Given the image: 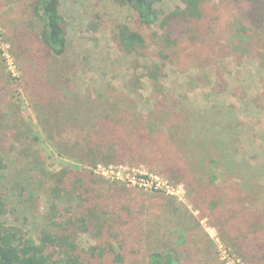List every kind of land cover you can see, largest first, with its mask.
I'll return each mask as SVG.
<instances>
[{"label": "rangeland", "instance_id": "obj_1", "mask_svg": "<svg viewBox=\"0 0 264 264\" xmlns=\"http://www.w3.org/2000/svg\"><path fill=\"white\" fill-rule=\"evenodd\" d=\"M30 2L0 0V201L4 202L1 210L5 213L0 219L7 227L21 231L22 236L30 234L36 217L44 212L45 202L52 198L51 195L44 197L43 192L31 196L28 183L40 178V169L46 173L63 172L66 166L81 163V156L89 165L94 162V165H109L100 159L106 148L99 145L91 149L82 139L77 121L98 118L103 112L119 114L116 104L119 111H124L127 116L135 109V116L140 117L150 111L155 100H159L153 93L154 87L145 79L140 80L141 86L137 90L128 84L132 72L130 61L133 59L118 53L107 36L110 23L117 20L135 28L151 45L152 34L157 31L155 28L136 27L134 15L127 7L108 0H60L66 48L62 56L55 57L45 54L40 38L42 23L35 16ZM176 6H181L178 0H166L158 5V10L167 12ZM218 8L229 18L237 14L235 8L225 4H218ZM214 37L205 39L204 44L199 39L183 37L176 48L180 52L179 59L166 65V77L160 82L167 96L166 102L170 104L176 100L191 114L190 124L172 129V143L169 144L166 136L162 139L174 151L186 150L185 140L182 139L183 134L188 133L185 127H195L194 132L204 134V120L209 119L216 126L210 130L217 132L213 137L221 131L223 135L233 136L234 141L238 140L235 146L226 147V152L233 154L236 162L229 156L226 164L211 165V174L199 170L196 165L192 173L201 176L199 183L228 190L224 198L218 197V203L222 204L223 200L229 202L233 207L231 218L237 216L243 220L234 230H240L241 235L253 239L264 232V103L261 106V96L254 98L261 92L259 70L248 59L237 64L227 60V54L224 57L223 53L226 39ZM210 40L213 42L208 43ZM215 56L218 60L206 67L208 59L213 60ZM34 60L43 61L44 69L36 70L33 72L35 77L29 79L21 71ZM137 73L142 71L139 69ZM43 83L48 91L55 90L54 98L58 95L61 99L49 101V95L47 99L40 97L41 90L44 91ZM215 110L217 114L213 113ZM217 122L224 125H217ZM205 125L208 131L210 124ZM41 127L51 133L62 128L48 134L52 135L49 142L44 138ZM65 129H70L71 133L62 138L59 135ZM74 129L79 130L73 132ZM213 147L218 149V146ZM89 150H93L99 158L82 153ZM214 152L217 153L215 149ZM198 154L194 151L186 159L193 163L201 159ZM130 168L164 177L174 183L160 172L163 167L140 164ZM66 174L69 175L68 172ZM96 179L110 190L118 187L126 199L139 195L147 199L145 203L156 205V211H152L153 214L142 223L143 244L139 247V264H145L144 255L147 252L169 247L175 251L181 264H246V256L250 259V255L241 253L243 257L239 256L234 237L231 238L225 231H218L207 219L201 218L197 210L192 209V192L182 183L174 185L177 193L170 196L97 175ZM71 181L72 178L67 177L61 187L72 186ZM59 194L68 195L65 191ZM57 201L60 206L70 205L67 196ZM170 201L172 207L181 206L182 213H186L183 207L191 213V235L188 238L182 236L181 227L175 223L177 216L166 214L169 213L167 203ZM197 201L202 206L205 203L202 198ZM180 223L184 224L183 221ZM140 231L137 234L142 236ZM76 242L82 247L96 243L80 233Z\"/></svg>", "mask_w": 264, "mask_h": 264}, {"label": "trees", "instance_id": "obj_2", "mask_svg": "<svg viewBox=\"0 0 264 264\" xmlns=\"http://www.w3.org/2000/svg\"><path fill=\"white\" fill-rule=\"evenodd\" d=\"M108 1L127 7L134 15L136 27H152L157 30L153 32V42L149 45L135 28L114 20L110 23L107 36L118 53L131 56L133 59L130 61L132 72L127 80L128 84H132L137 90L141 86L140 80L145 79L151 87H154L153 93L159 100H155L150 111L140 117L135 116L137 113L135 109L129 111L131 114L127 116L124 111H119L116 104L119 114L114 111L103 112L99 113L98 118L89 117L81 119L82 122L77 121L80 133L83 134L82 139L91 149L99 145L106 148L103 156H100V159L106 162L104 164L163 167L160 172L173 180L174 183L171 182L173 185L182 183L192 192L193 199L191 198L190 202L192 209L197 210L199 216L207 219L212 227L217 228L218 231H225L231 238L234 237L235 249L239 256L250 255V259L246 256V264H264V232H261V236L248 239L247 236L241 235L240 230H234L243 220L237 216L231 218L230 212L233 207H230L227 200L221 201L222 204L218 203V197L224 198L228 190L223 188L218 190L208 184L199 183L201 176L192 173V168L196 165L199 170L211 174L213 171L211 165L226 164L229 156L236 162L233 154L226 152V147L235 146L234 143L238 140L234 141L233 136L223 135L221 131L217 137H213L217 132L213 133L210 130L216 126L207 119L204 120L202 127L204 134L194 132L195 127H185L188 133L183 134L182 139L185 140L183 143L187 147L186 150L170 149L167 142H163L165 139L162 137L166 136L169 144L172 143L170 141L174 136L171 133L172 129L190 124L191 113L189 109H183L176 100H172L170 104L166 102L167 96L164 95L160 84L166 77V65L179 59L180 52L176 48L183 37L186 36L190 40L199 39L203 44L205 39H212V35L215 36L214 39L224 37L226 48L223 49V53L224 57L227 54V60L237 64L248 59L253 61L255 68L259 70L261 92L254 98L261 96L262 106L264 103V0H178L181 6H176L167 12L158 10V5L166 0ZM218 4L235 8L237 14L232 18L227 17L218 8ZM29 5L42 23L40 38L45 54L62 56L66 48V36L60 13V0H31ZM224 45L220 47L224 48ZM217 60L216 56L213 60L208 59L205 66L208 67ZM139 61L143 62L139 63ZM201 66L199 63V67ZM24 68L21 71L23 76L33 79L35 77L33 72L44 69L43 61L34 60ZM139 69L142 71L140 74L137 73ZM58 78L56 75V79ZM34 84L37 85V82ZM41 86L44 91L41 90L40 97L47 99L49 95V101L55 98L61 99L58 95L54 98L55 90L48 91L44 83ZM202 112L205 114L204 111ZM216 112L217 110L213 113ZM63 121L64 119L60 123L63 124ZM206 123L210 124L208 131ZM216 124L224 125L223 122ZM61 128H57L52 133ZM41 129L44 138L51 142L52 135L48 136L52 134L51 131L47 132L42 127ZM76 130L79 129H74L73 132ZM70 133V129H65L59 136L64 138ZM213 146H218V149ZM194 151L196 154L199 152L201 159L190 163L186 158ZM82 153L99 158L93 150ZM80 160L81 163H76L75 166H66L65 172L46 173L40 169V178L28 183L31 196H35L37 192H43L44 197L52 196L45 202L44 212L36 217L37 221L30 234L22 236L21 231L15 230V227H7L0 219V264H139L140 261H137L141 253L139 247L143 244V235L140 231L144 226L142 223L153 214L152 211H156V205L145 203L147 199L139 195L126 199L118 187H112L113 189L110 190L106 184L97 181L96 175L90 170L95 162L89 165L82 156ZM67 172L69 175L66 174ZM67 177L72 178V186L64 185L62 188ZM61 191H65L68 195H60ZM65 196L69 200L68 207H64V204L60 206L57 201ZM201 198L205 202L201 201L203 206L197 201ZM122 199L125 201L122 202ZM80 203L81 206L78 207L77 204ZM170 203L171 201L167 203L169 213L166 214L177 216L175 223L179 224V228L181 227L182 236L188 238L191 235L189 226L191 213L185 207L183 211L186 213H182L181 206L172 207ZM3 206L4 202L0 201V217L5 215L4 210H1ZM181 221L184 224L180 223ZM138 231L142 236L137 234ZM78 233L96 243L88 247L80 246L76 242ZM144 260L145 264H181L172 247L149 251L144 255Z\"/></svg>", "mask_w": 264, "mask_h": 264}, {"label": "built area", "instance_id": "obj_3", "mask_svg": "<svg viewBox=\"0 0 264 264\" xmlns=\"http://www.w3.org/2000/svg\"><path fill=\"white\" fill-rule=\"evenodd\" d=\"M90 170L95 175L109 181L127 182L130 185L142 187L149 191H159L170 196H174L177 193L176 187L166 178L152 173H143L126 165L97 164L92 166Z\"/></svg>", "mask_w": 264, "mask_h": 264}]
</instances>
